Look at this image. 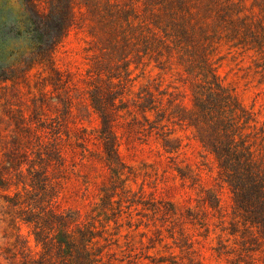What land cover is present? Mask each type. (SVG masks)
Here are the masks:
<instances>
[{
	"label": "rangeland",
	"instance_id": "374dc122",
	"mask_svg": "<svg viewBox=\"0 0 264 264\" xmlns=\"http://www.w3.org/2000/svg\"><path fill=\"white\" fill-rule=\"evenodd\" d=\"M7 3L22 8L20 0ZM73 6L75 23L51 62L34 65L27 83H0V162L13 138L28 142L22 128L28 121L52 123L68 168L60 174L58 207L94 217L114 264H264L249 225H231V188L190 124L196 117L208 135L201 107L219 85L254 121L241 129L243 120L217 106L208 115L232 120L240 145L264 160V0H73ZM55 71L66 82L58 84ZM93 101L117 118L124 166L115 170L97 154ZM38 133L54 138L49 130ZM14 233L0 216V264H8Z\"/></svg>",
	"mask_w": 264,
	"mask_h": 264
},
{
	"label": "trees",
	"instance_id": "16d2710c",
	"mask_svg": "<svg viewBox=\"0 0 264 264\" xmlns=\"http://www.w3.org/2000/svg\"><path fill=\"white\" fill-rule=\"evenodd\" d=\"M20 1L22 8L14 11L7 0H0V83H27L34 65L51 62L54 51L75 23L73 0ZM14 16L20 18V25L9 23ZM25 32L31 34V47L27 50L14 47ZM55 72L58 84L66 82L60 72ZM66 94L70 100L69 91ZM204 96L201 112L208 135L196 117L190 124L196 129L202 147L214 155L219 174L231 188L234 204L231 225L240 222L249 225L264 248V160H255L251 146L240 145V132L231 133L232 120L224 121L217 113L208 115L207 110L217 106L225 112L226 108L236 123L243 120L241 129L254 119L232 93L219 85ZM92 106L100 118L95 145L101 152L97 154L106 167L115 170L124 166L118 152L116 115L109 108H97L95 101ZM194 107L200 110L197 98ZM35 124L30 120L22 127L28 134V142L22 144L17 137L13 138L12 150L0 162V216L15 229L14 242L7 248L4 259L8 264H114L105 251L109 244L100 243L101 239H107L103 236L104 229L95 226L94 217L84 216L73 208L58 207L62 194L60 174L68 171L67 156L56 127L41 120ZM38 130H49L54 138L45 140ZM217 210L221 218L226 217L220 204ZM22 227L28 229V235L22 233Z\"/></svg>",
	"mask_w": 264,
	"mask_h": 264
},
{
	"label": "clouds",
	"instance_id": "9594fccd",
	"mask_svg": "<svg viewBox=\"0 0 264 264\" xmlns=\"http://www.w3.org/2000/svg\"><path fill=\"white\" fill-rule=\"evenodd\" d=\"M11 2L13 5H15V0H11ZM9 23L10 24L15 23L17 25H20V18L14 16L11 20H9ZM31 45H32L31 34L25 32L24 38L19 42H17L16 44H14V47H18L22 50H27L31 47Z\"/></svg>",
	"mask_w": 264,
	"mask_h": 264
}]
</instances>
